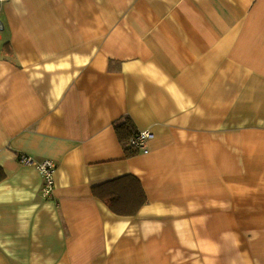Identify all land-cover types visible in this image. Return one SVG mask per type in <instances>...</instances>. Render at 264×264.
<instances>
[{
  "label": "crops",
  "instance_id": "1",
  "mask_svg": "<svg viewBox=\"0 0 264 264\" xmlns=\"http://www.w3.org/2000/svg\"><path fill=\"white\" fill-rule=\"evenodd\" d=\"M0 168V264H264V0L4 3ZM127 175L134 217L93 195Z\"/></svg>",
  "mask_w": 264,
  "mask_h": 264
},
{
  "label": "trees",
  "instance_id": "2",
  "mask_svg": "<svg viewBox=\"0 0 264 264\" xmlns=\"http://www.w3.org/2000/svg\"><path fill=\"white\" fill-rule=\"evenodd\" d=\"M120 142L123 144L128 157L140 151L132 145L138 132L130 119H125L115 126ZM6 176L0 168V181ZM93 195L103 201L116 215L134 217L148 202L147 195L140 180L127 175L93 187Z\"/></svg>",
  "mask_w": 264,
  "mask_h": 264
},
{
  "label": "built area",
  "instance_id": "3",
  "mask_svg": "<svg viewBox=\"0 0 264 264\" xmlns=\"http://www.w3.org/2000/svg\"><path fill=\"white\" fill-rule=\"evenodd\" d=\"M10 0H0V8L2 5ZM154 139V134L151 132L138 133L137 137L132 141V145L140 152L147 154V144ZM18 160L22 165L35 167L43 178L42 193L46 198H51L55 191V175L58 165L55 161L47 159L42 162H35V160L27 155H18Z\"/></svg>",
  "mask_w": 264,
  "mask_h": 264
}]
</instances>
